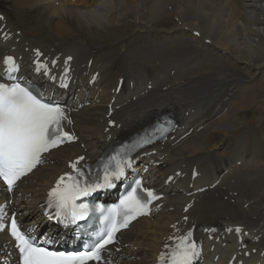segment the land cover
Wrapping results in <instances>:
<instances>
[{
    "label": "bare ground",
    "instance_id": "bare-ground-1",
    "mask_svg": "<svg viewBox=\"0 0 264 264\" xmlns=\"http://www.w3.org/2000/svg\"><path fill=\"white\" fill-rule=\"evenodd\" d=\"M0 10L5 28L14 35L11 44L0 40V61L14 46L24 67L28 53L23 46L27 44L60 59L72 56L75 72L84 73L92 59V70L99 71L100 77L95 93L87 88L86 94L89 98L97 94L99 104L77 115L78 132L89 151L104 138L103 116L108 105H119L133 96L135 103L114 115L123 126L163 104L179 106L176 109L188 129L212 122L215 115L227 111L203 131H193L174 149L166 147L162 154L168 155L169 165L164 172L174 169L183 158L214 151L222 142L257 144L264 150V0H0ZM194 31L199 32V39L192 36ZM16 38L20 43L15 44ZM205 40L209 46L204 45ZM170 78L174 79L173 89L162 96L152 90L139 97L149 83L156 88ZM118 79L125 81L119 99L110 93ZM185 104H190L187 118L180 108ZM253 106L257 116L234 114L247 113ZM81 152L77 144L54 153L57 162L40 168L33 176L35 183L26 186L32 193L31 203L40 200L64 162ZM223 164L215 153V158L200 168L213 178V169ZM250 167L259 169L264 177L261 162ZM244 168H233L223 180L228 189L238 192L234 205L221 198L203 197L192 214L199 213L198 219L206 223L226 221L228 225H245L248 230L263 229L264 184L244 174ZM230 178L235 179L234 185L229 184ZM246 202L250 205L243 209ZM179 217L177 210L161 217L158 232L162 234L167 222ZM142 242L154 247L144 238L136 243Z\"/></svg>",
    "mask_w": 264,
    "mask_h": 264
},
{
    "label": "snow or ice",
    "instance_id": "snow-or-ice-1",
    "mask_svg": "<svg viewBox=\"0 0 264 264\" xmlns=\"http://www.w3.org/2000/svg\"><path fill=\"white\" fill-rule=\"evenodd\" d=\"M40 55L37 51L36 56ZM71 59L69 56L64 64L67 65ZM33 63L36 73H42L55 81L47 64L38 60ZM52 64L55 65L56 61L53 60ZM3 65L5 78L11 82L0 83V181L11 192L17 181L42 163V154L65 141H73L75 137L64 130L62 122L71 123L64 106L46 99L31 83L19 79L15 75L19 66L13 56H5ZM69 79V69L66 67L61 75L60 87L67 88ZM172 126L171 120L158 123L151 132L140 134L130 143L122 145L103 163L102 176L96 173L94 178L88 179V174L77 168V164L84 160L81 156L69 164L74 174L66 173L56 180L55 186L48 192L47 208L54 209L55 218L59 222L65 225L76 224L86 220L92 212L101 214V224L104 227L92 234L94 239L83 250H50L38 243L36 237L22 231L13 213L5 230L15 241L19 264H103L102 253L107 245L114 242L115 234L126 228L137 216L146 215L148 204L158 197L150 189L141 188L140 181L137 180L136 187L121 198L118 205L107 210L101 205L93 207L78 201L99 189L111 188L115 180H120L125 175V169L132 167L131 154L152 143L154 139L163 138ZM168 180L171 181L172 177H168ZM45 215L53 218L47 211ZM5 216L6 204H0V219ZM206 231L215 232L216 229L209 228ZM226 231L241 234L242 229L237 226L234 229L227 228ZM192 235L189 231L179 237H169L173 240V245L165 243L166 252H162L158 259L164 260L166 257V264H196L201 257V250L191 239Z\"/></svg>",
    "mask_w": 264,
    "mask_h": 264
}]
</instances>
